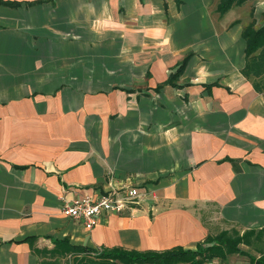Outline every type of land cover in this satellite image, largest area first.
<instances>
[{
	"label": "crops",
	"instance_id": "1",
	"mask_svg": "<svg viewBox=\"0 0 264 264\" xmlns=\"http://www.w3.org/2000/svg\"><path fill=\"white\" fill-rule=\"evenodd\" d=\"M218 2L0 0V264L195 250L199 212L264 215V91L242 73L250 1ZM127 187L139 196L91 229L61 212Z\"/></svg>",
	"mask_w": 264,
	"mask_h": 264
},
{
	"label": "trees",
	"instance_id": "2",
	"mask_svg": "<svg viewBox=\"0 0 264 264\" xmlns=\"http://www.w3.org/2000/svg\"><path fill=\"white\" fill-rule=\"evenodd\" d=\"M245 0H220L217 10L227 11L233 3L240 4ZM242 36L246 42L245 65L242 69L246 77L254 80L255 89L264 91V22L258 28L251 21L243 28ZM257 52V53H256ZM264 237V224L245 228L239 231L235 228L224 229L215 235H207L204 243L198 244L195 250L175 247L163 251H137L122 248L104 249L94 252L93 257L82 256L73 258L75 264H167L168 262L181 264H204L208 258L225 260L229 255L241 254L249 258L250 264H264V252L254 256L244 251L240 245H251ZM73 250L92 253L86 247H72ZM65 254H60V257ZM54 263V262H53ZM51 263V264H53Z\"/></svg>",
	"mask_w": 264,
	"mask_h": 264
},
{
	"label": "rangeland",
	"instance_id": "3",
	"mask_svg": "<svg viewBox=\"0 0 264 264\" xmlns=\"http://www.w3.org/2000/svg\"><path fill=\"white\" fill-rule=\"evenodd\" d=\"M245 1H250L246 4L245 11H244V13H246V16H247L248 24L251 21H254V27L258 28L264 22V13L257 14V19H255L253 17V15H254L253 13L255 11L254 10V4H255L254 0H245ZM245 1H243L240 4L233 3L231 6L241 5V4L243 5V3ZM219 2H220V0H219ZM219 2H218V4H219ZM252 2H254V4H252ZM116 56L117 55L115 54V57ZM103 59H104V62L108 64L107 67L112 66V69H114V71L110 70V72L117 73L118 69L116 68V66H117L118 62L116 63V61L115 62L112 61L111 57L103 58ZM100 60H102V59H100ZM124 71H127V70L125 69ZM249 214L251 217H249ZM199 215H200L201 219L207 224L208 230H209V235H215L221 230L231 229V228H235V229L242 232V230L247 228L246 225L249 223L250 218L254 219L255 226H259V225L264 224V215H260V214L256 215L254 213H248L247 217L245 216V217L241 218V220H236V221L229 220V219L223 220L222 218L220 220L215 221L213 219H209L210 216H207L208 215L207 212L206 213L205 212L204 213L199 212ZM249 228H251V227H249ZM240 247L244 251H246V252H248L254 256H259L261 252H264V237L259 241H254L253 244H251L249 246L242 244V245H240ZM74 252L75 253L71 254V256H69V257L55 259L53 261L54 262L53 264H75V261L73 259V255H76V254H92L89 252H81V251H79V252L74 251ZM211 259L219 260L221 263H226V264H250L249 258L246 255H241V254L229 255L225 260L218 258V257L208 258L207 260H211ZM207 260H206V262H207ZM39 264H44V263L40 262ZM167 264H181V263L168 262Z\"/></svg>",
	"mask_w": 264,
	"mask_h": 264
},
{
	"label": "built area",
	"instance_id": "4",
	"mask_svg": "<svg viewBox=\"0 0 264 264\" xmlns=\"http://www.w3.org/2000/svg\"><path fill=\"white\" fill-rule=\"evenodd\" d=\"M136 188H125L120 195L115 192L100 194L96 198L90 196L76 197L70 202L63 204L61 212L64 216L80 221L84 227L91 229L97 224L102 213H121L126 203L138 197ZM204 264H226L219 260L211 259Z\"/></svg>",
	"mask_w": 264,
	"mask_h": 264
}]
</instances>
